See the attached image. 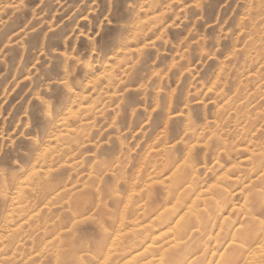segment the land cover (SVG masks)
<instances>
[{"label": "rangeland", "instance_id": "1", "mask_svg": "<svg viewBox=\"0 0 264 264\" xmlns=\"http://www.w3.org/2000/svg\"><path fill=\"white\" fill-rule=\"evenodd\" d=\"M263 179L264 0H0V264H264Z\"/></svg>", "mask_w": 264, "mask_h": 264}, {"label": "bare ground", "instance_id": "2", "mask_svg": "<svg viewBox=\"0 0 264 264\" xmlns=\"http://www.w3.org/2000/svg\"><path fill=\"white\" fill-rule=\"evenodd\" d=\"M192 162V161H191ZM186 163V162H185ZM194 163V162H193ZM175 166V172H176V174H175V177L173 178V180H172V184H171V186L169 187L170 189H169V191H168V197H167V200L169 199V198H174L175 197V200H176V203H175V210H177V208L178 207H183L184 205H185V199H184V195H185V193H187V192H189L188 190H190L189 188H191L192 189V186H193V184H194V179H192L191 178V180L189 179V181H190V183H184V181L189 177V176H192L193 174H195L196 172H198L197 170H196V172L193 170V167H194V165L191 163L189 166H186V165H184V166H182V167H180V166H178L177 165V167H176V164H173L172 165V167H174ZM181 169L183 170V172H181ZM264 180V179H263ZM188 181V182H189ZM186 182V181H185ZM186 184H189V186H187ZM195 191V190H194ZM167 194V193H166ZM196 194V193H195ZM191 195V194H190ZM130 196V195H129ZM128 196V197H129ZM195 196V195H194ZM202 197V196H201ZM193 198V197H192ZM191 198V199H192ZM222 198V197H221ZM233 198V197H232ZM167 200H165V204L167 203ZM220 200V199H219ZM247 201V200H246ZM193 202V201H192ZM208 205H209V203H208ZM217 205V204H216ZM191 206V205H190ZM203 208H206V207H203ZM218 209H220V207L218 208ZM185 210H183V212H184ZM186 211H187V209H186ZM202 211V210H201ZM208 211V210H207ZM215 211V210H214ZM216 211H217V209H216ZM221 212L223 211V209H221L220 210ZM124 212V211H123ZM177 213V212H176ZM175 213V214H176ZM185 213V212H184ZM174 214V215H175ZM174 215H170V214H166V215H164V216H162V217H160V216H158L157 217V220H151L150 221V223H148L146 226H144V227H142L141 229H140V231L139 232H137V235H136V237L135 238H133V239H138L139 238V240H138V245H143V244H145V241H147L148 239H149V237H150V233L152 232V231H154V227L155 226H157V225H161V224H169L170 222H171V219H173V216ZM182 215H183V213H182ZM223 217V216H222ZM180 218V217H179ZM120 219V218H119ZM221 219V218H220ZM221 221V220H220ZM209 223V222H208ZM212 223V222H211ZM220 223V222H219ZM138 225H140V224H138ZM174 225V224H173ZM199 225V224H198ZM255 225V224H254ZM254 225H248L247 226V228H246V230H245V232L243 233V235L244 234H246V236H250L251 237V240H253L254 241V238H256V236H255V230L253 229V226ZM219 227V226H218ZM231 229V228H230ZM218 230V229H217ZM142 231H143V235H142ZM172 231V230H171ZM173 232V231H172ZM57 232H55V234H56ZM134 233V232H133ZM231 233H232V231H231ZM230 233V234H231ZM55 234H54V236H55ZM173 234V233H172ZM203 234V233H202ZM264 234V233H263ZM187 236V234H184L183 235V237L185 238ZM188 236H190V237H192V234H189ZM187 236V237H188ZM116 237V236H115ZM231 237V236H230ZM264 237V235L262 236V238ZM183 238V239H184ZM175 239V238H174ZM262 240V239H261ZM59 241V240H58ZM231 241V240H230ZM173 242V241H172ZM213 242H215V241H213ZM228 242V241H227ZM151 243H153V241L151 240ZM261 243V242H260ZM259 245V244H258ZM261 245V244H260ZM149 246V245H148ZM44 247H46V246H44ZM144 247V246H143ZM258 247V246H257ZM256 247V248H257ZM148 248V247H147ZM255 248V247H254ZM141 249H143V248H141ZM144 250V249H143ZM161 251V250H160ZM255 251V250H254ZM107 252V251H106ZM109 252V251H108ZM114 253V252H113ZM162 253V252H161ZM160 253V254H161ZM230 253V252H229ZM228 253V254H229ZM252 253H253V251H252ZM256 253V252H255ZM254 253V254H255ZM153 254V253H152ZM262 254V253H261ZM48 255V254H47ZM107 255V254H106ZM151 256V255H150ZM253 256V255H252ZM251 256V257H252ZM56 257V256H55ZM61 257V255L59 256V258ZM105 257H107V256H105ZM194 257V256H193ZM136 258V257H135ZM250 258V257H249ZM257 258V257H256ZM105 259V258H104ZM191 259V258H190ZM189 259V260H190ZM211 259H212V257H211ZM255 259V258H254ZM188 260V261H189ZM213 260V259H212ZM217 260V259H216ZM247 261H248V259H246ZM53 261H54V259H53ZM79 261V260H78ZM214 262H215V260H214ZM245 262V261H244ZM239 262L236 260V261H231V262H229V264H238ZM206 264H207V259H206ZM247 264V263H246Z\"/></svg>", "mask_w": 264, "mask_h": 264}]
</instances>
